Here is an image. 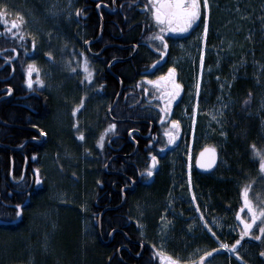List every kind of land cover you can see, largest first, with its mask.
<instances>
[{"label": "rangeland", "instance_id": "374dc122", "mask_svg": "<svg viewBox=\"0 0 264 264\" xmlns=\"http://www.w3.org/2000/svg\"><path fill=\"white\" fill-rule=\"evenodd\" d=\"M229 2V5H218L226 23L223 26L225 29L223 38L214 49V54L220 53L224 47L229 54L241 52L239 57L229 55L233 62H226L224 53H221L222 58L217 57L213 65L208 64L211 50L205 45L204 31L197 37V43L193 41L186 45L171 46L168 53L169 64L166 63L167 66L160 70L158 76L164 75L162 73L167 72L169 67H175L177 81L180 85L186 86L187 91L184 95L176 97L167 112L161 111L164 101L159 98L161 92L158 87L149 84L144 79V75L140 81L139 88L146 91V98L140 103L158 118L163 128L164 137L160 150L164 152L169 148H175L172 153L182 154L181 161L186 166L189 180L195 169L198 153L195 154V133L190 134L191 131L187 127L190 125L192 130L194 124L197 126L199 122L205 121L210 126L209 133L212 131L213 136L217 137L218 145L225 140L227 138L225 126L238 102L232 96L233 85L248 74L256 88L253 94L241 102L239 112L253 110L255 117L259 119V135L264 144V0H230ZM77 8V0H0V11L5 13L8 21L15 20L18 25L13 27L11 23L0 22L2 26L0 35L8 32L14 37L23 38L26 35V39L31 40L33 52L29 53L28 66H34L31 74L33 86L46 89L52 97L56 113L55 128L59 134L55 136L58 147L54 153L51 151L50 154L42 156L40 162L44 170L45 186L42 185L40 173L34 171L36 190L40 188L43 190L37 191L30 207L25 209L26 219H23L22 213L12 223L0 219V264L98 263L93 258L98 248L96 244L98 238L96 217L91 206L96 182L99 179L98 162L105 145L108 144L109 134L113 131L105 134L104 145L102 148L99 147L97 141L109 126L104 125L103 114L108 112L111 105L103 97L95 77L97 65L84 50L86 47L89 48V43H86L85 31L81 29ZM16 13H20L23 21ZM255 13L258 15L256 16ZM9 28L11 31H8ZM159 34L166 36L167 32L160 31ZM154 37H150L149 46L155 50L160 48L162 52L161 41ZM201 52H203V66L200 61ZM85 57L88 60L91 81L87 79V74L83 70ZM149 58L151 62L157 63L159 56L149 53ZM226 66L229 67L224 73L223 69ZM27 76L29 78L28 74ZM37 77L44 83L39 84ZM155 77L151 80H155ZM197 81L200 82L199 93L196 90ZM81 103L82 106L73 114L72 109ZM178 110L181 112L180 115H174L173 118V111ZM161 116L164 117L163 120ZM173 120L184 126V134L179 133L180 127H178V134L174 141L169 143L165 133L173 131L171 123ZM80 132L84 133L83 140L79 138ZM177 147L179 148L176 150ZM257 159L260 176L249 184L248 197L259 208L264 206V179H262L264 174L259 169V157ZM224 165L220 157L218 167L223 168ZM37 175L40 178L39 184L36 183ZM189 180L186 177L188 185ZM179 181L181 179L177 182ZM189 195V203L193 205L191 210L195 207L199 210L196 206V195L193 192H189ZM182 198L184 197L181 196L180 185L176 183L167 201L163 202V208L160 210L161 221L154 227L156 229L153 230L151 237L160 253L179 259L182 264L184 262L201 264L199 257L205 252L211 253L210 246L195 248V245L190 243L191 249L187 245L184 247L186 249L180 252L174 248L177 241L175 232L194 236L195 240L197 238L204 240V236H211V233L228 236L232 238L233 243L239 238L243 228L235 218L225 230L222 228V218L206 220L204 217L199 218L198 215L185 218L181 213V202L184 200ZM241 206L245 212L243 219H250L251 214L244 204ZM144 211V207H138L133 212L135 218L141 220L143 232L146 229L142 223ZM71 219L79 223V229H74ZM259 223L260 221H257L253 226V235L245 237L239 245L240 256H246L252 264H264V256L261 255L264 252V234L259 232ZM11 225L15 228L10 227ZM256 235H261L262 238L256 240L254 238ZM198 240V243H202ZM215 243L220 247L221 243L225 242L215 240ZM221 249L225 252V257L206 256L203 264H233L231 259L237 264H245L234 252ZM160 264H164L161 258Z\"/></svg>", "mask_w": 264, "mask_h": 264}, {"label": "trees", "instance_id": "16d2710c", "mask_svg": "<svg viewBox=\"0 0 264 264\" xmlns=\"http://www.w3.org/2000/svg\"><path fill=\"white\" fill-rule=\"evenodd\" d=\"M229 1L224 0L212 7L207 34L208 47L218 45L223 38L222 35L225 32L223 26L226 20L218 5H229ZM148 3L149 0H77L78 8H85V12L89 13L88 20L80 19L81 29L85 31L88 41L98 39L103 22L102 38L95 45H89V50L98 52L103 44L114 42V48L104 52V60L95 59L97 81L99 84H105L103 97L110 102L111 106L114 102L111 113L103 114V123L106 126L116 124L112 133L114 149L112 150L106 144L98 162L99 179L96 182L95 196L91 206L97 222L98 248L96 256L93 257L98 262L96 264H160L161 253L151 237L153 230L156 229L154 227L161 221L162 211L160 210L163 208V202L167 201L176 183L180 185L181 196L184 197L182 199L186 201L181 202V213L185 218L197 215L198 209L195 207L191 210L193 205L189 203V192H193L196 195V206L199 210L206 211L213 219L227 215L230 222L236 219L238 209L242 207L244 201L242 189L260 176L257 170L258 159L255 156L253 158L251 148V145L255 144L257 149L264 150L263 139L259 135V119L254 113L250 116L249 110L239 112L241 101L249 94H253L256 88L253 80L249 79L250 74L241 77L233 85L232 96L238 102L225 126L227 137L225 140L218 145L217 137L213 136L212 131L209 133L210 126L205 121L199 122L196 127L195 154L206 147H214L225 164L223 168L218 167L211 175H202L194 169L188 185L186 166L181 161L182 154L172 153L175 148L161 152L162 125L158 122V118L140 103L146 98V91L139 87L144 72L152 63L149 53L159 56L158 53L164 52V50L157 52L154 48L148 52L146 47L150 44V37L156 36L160 31L152 14H146V11L150 12L144 7ZM99 6L101 8H98ZM107 6L110 10H107ZM112 9L116 12L113 13ZM255 15L257 16L258 13ZM226 31L230 32V30ZM26 37V35L23 38L14 37L4 32L3 38L0 39V68L7 62L1 56L6 57L9 63L3 70L0 69V78L6 73L8 77L6 83L0 84V90L3 87L7 90L12 88L16 93V89L28 78L29 53L33 52V46L31 40ZM135 47H138V52L134 57L114 64L111 71L113 75L107 72L106 67L112 59L128 58L133 54ZM16 48H19L18 55L15 53ZM212 49L214 51V48ZM84 50L89 54L86 48ZM226 52V48L222 47L220 53L209 55V59L205 57L208 59L207 63L213 65L217 57L222 58L221 53H224L226 62H233L229 55L238 57L241 55V52L240 54ZM159 59L161 63L169 64V55L167 62L163 61L162 56ZM228 67L224 68V73L227 72L225 70ZM120 81L122 91L116 102L120 91ZM1 93L0 121L2 123L26 125L25 122H35L36 116L24 109L11 107L8 100H1ZM7 93L8 91L5 92ZM46 98L49 109L45 111V114H48L54 112L55 103L51 96ZM5 105L7 109L4 108ZM178 112L179 110L173 111L172 117L175 118ZM36 122L44 132L48 133L49 141L39 148L29 143L22 152L11 148L20 147L31 136L29 130H19L0 123V219L9 223L18 218L15 215L16 204L22 205V216L26 219L25 209L30 207V202L37 191L43 190L42 188L36 190V184L32 185L35 170H39L42 185H46L44 170L40 166L42 156L45 154L41 153L45 150L54 151L58 147L57 139L45 119L36 120ZM130 133L132 137H129ZM36 148L40 154H37V160L32 162L31 156L35 154L30 152ZM151 156H156L157 163L153 169V175L149 177L145 169L152 164ZM26 160L28 163L24 182L14 185L10 175L12 173L14 181L21 179ZM147 178L148 181H146ZM180 179L181 181L177 182ZM28 200H30L29 203ZM138 207L145 208L142 219L146 228L145 232L141 231V220H137L133 214ZM70 222L75 230L79 229L77 221L71 219ZM10 227L15 228L13 225ZM175 233L177 241L174 248L180 252L186 249L184 247L187 245L191 249V243L195 245V248L210 246L211 256L225 257V252L216 245L210 235L204 236V240L203 238L195 240L194 236ZM220 238L229 245L233 243L230 237L220 236ZM197 240L202 243H198ZM212 249H216V253L212 252ZM239 249L237 245V251ZM240 257L246 264H252L246 256ZM230 261L237 264L232 259Z\"/></svg>", "mask_w": 264, "mask_h": 264}, {"label": "snow or ice", "instance_id": "6c2138e0", "mask_svg": "<svg viewBox=\"0 0 264 264\" xmlns=\"http://www.w3.org/2000/svg\"><path fill=\"white\" fill-rule=\"evenodd\" d=\"M6 7V6H4ZM145 8L149 9L152 13V16L156 23L160 26L161 32H174V33H185L189 29L193 27V25L197 22L198 19L201 18L202 15V8L204 10L203 15V24H204V36H207L208 32V10L210 8L209 0H149L148 4L144 5ZM79 9H77V12L79 13ZM18 17H20L21 21H23V17L20 16V13H16ZM0 22L3 24L11 23L13 27H17V22L15 20L8 21L5 17V13L3 11H0ZM8 31H11L9 28ZM15 35V33H13ZM154 39H158L162 42L163 48L167 49L168 43L164 39L163 35L156 34ZM157 52H160L161 49L157 48ZM50 55V54H49ZM201 66H203V52H201L200 56ZM155 61L153 62V65L155 66ZM34 70L33 65L28 66V75L29 79L27 80L28 86L31 88L33 85V81L31 79L32 71ZM83 70L87 74V79L91 81L92 76L88 69V60L87 57L84 59L83 64ZM38 71V69H36ZM73 71H75L73 69ZM176 68L175 67H169L168 72L164 75L158 76L155 80H149L147 76L144 77V79L151 85H155L160 90V100L164 101V107L161 108L162 112H167L172 104V102L176 99V97L180 93L181 85L177 82L175 78ZM37 82L39 84H43L44 82L37 77ZM200 89V82L197 81L196 83V90L197 93H199ZM11 91V89H9ZM251 95V94H249ZM83 102V101H82ZM82 106V103L80 105H77L72 109L73 114H75L78 109ZM164 117L161 116V120H163ZM173 131H168L165 133V135L168 137V142L172 143L175 139V136L178 134V127L179 122L176 120H173L172 122ZM75 127V125H74ZM116 128V124L112 123L110 124L104 132L100 135L97 144L99 147H103L104 141H105V134L114 130ZM79 138L81 140L84 139V133H79ZM253 155L255 157H259V169L262 174H264V150H260L256 148V145H251ZM152 164L148 166L145 169V173L147 176L151 177L153 175V169L156 166V156H151ZM216 161V149L213 148H205L201 151L199 157L197 158V164L200 165V167H211ZM36 172L38 173L39 170L37 169ZM262 179H264V176H262ZM36 183H40V178L37 175L36 177ZM249 187L250 185H246L242 189V196L244 199V207L247 209L248 213L251 214L250 219H243L240 216V213H237L238 219H240L241 223L243 224V229L239 233V238L235 240L234 243L231 245L227 243H221L220 247L227 249L229 252H234L235 255L239 259H243L240 257L239 251H237V245H240L242 240L245 237H249L253 235V226L257 224V221H260L258 227L259 232L261 234H264V206H261L257 208L252 201L248 197L249 193ZM16 217H20L23 208L21 204H16ZM215 236V233H213ZM256 240H260L262 238L261 235H256L254 237ZM216 249H212V252H216ZM211 253L205 252L203 256L199 257L201 264H203L204 258L206 256H210ZM262 256H264V252L261 253ZM161 259L164 261V264H182L181 260L179 259H173L171 256L167 255L166 253H161ZM184 264H188V262H184ZM191 264H195V262H191ZM246 264V262H245Z\"/></svg>", "mask_w": 264, "mask_h": 264}, {"label": "flooded vegetation", "instance_id": "af4514ba", "mask_svg": "<svg viewBox=\"0 0 264 264\" xmlns=\"http://www.w3.org/2000/svg\"><path fill=\"white\" fill-rule=\"evenodd\" d=\"M224 0H209V5H210V8L208 10V28H209V25H210V18H211V10H212V6L213 4H216V3H220V2H223ZM201 3H202V0H201ZM98 8H101V6H99ZM150 11V10H149ZM112 12H116V10L112 9ZM152 14L151 11L148 12L146 11V14ZM203 15H204V10L202 8V15H201V18L197 20V22L193 25V27L191 29H189L187 32L185 33H174V32H171V31H168L166 36H164V39L167 41L168 43V47L167 49H164V52L163 53H156L157 55L162 56L163 58V61L167 62V58H168V52H170V48L171 46H180V45H183V44H188V43H193V41H195V43H197V37L201 34V32L204 31V24H203ZM81 18V20L83 21H86L88 20V17H89V13H86L85 12V8L81 9V15L79 16ZM2 27V26H1ZM160 27V26H159ZM85 28V27H84ZM1 30V28H0ZM209 30V29H208ZM160 33V31H159ZM158 33V34H159ZM209 33V32H208ZM3 38V35H0V39ZM158 40V39H157ZM100 41V40H99ZM205 41V45L208 47V40H207V36H206V39L204 40ZM96 43H98V41H95V40H90L89 42V45H95ZM162 44V42H161ZM162 47H163V44H162ZM89 51V55L91 57V59L95 62L96 60L95 59H102L104 60L105 57L103 56L104 52L108 49H113L114 48V42H110V43H107V44H103L99 51L98 52H91L89 50L88 47H86ZM15 53L18 55L19 53V48H16L15 49ZM5 61V64H3V66L0 68L1 70H3L5 68V66H7L8 63V60L6 57L4 56H1ZM36 60V59H35ZM158 62L155 63V66L152 64L151 66L149 65L147 68H148V71H145L146 74H144V76H151L152 74L156 75V77L153 75L152 77L148 78L151 80V78L155 77L157 78L158 77V74L160 72V70L162 71L165 67H166V64L163 62V63H159L160 59H157ZM112 61H114V59H112L109 64L107 65L106 67V70L107 72L111 73L112 74V67H114V65H111L110 64L112 63ZM96 63V62H95ZM153 63V62H152ZM9 66V65H8ZM157 68V69H156ZM14 71V70H13ZM168 72V71H167ZM167 72H163L162 74H166ZM6 73V72H5ZM98 73L95 71V77L97 79V75ZM177 73H175V78L177 80V77L178 75H176ZM7 76V73L4 74L1 78H0V84L2 83H6L8 81V77ZM161 76V75H160ZM29 78H27L28 80ZM27 80L26 82L19 86L17 89H16V93L15 91L11 89V91H9V89L7 90L6 87H3L1 88L0 92H2V96H1V100H8V103L10 102V105L11 107H16L18 109H24L26 111H28L30 114H32L33 116H36L35 119L36 120H40L42 118V114H45V111H48V104H47V96H50V94L46 91V89L44 88H37L35 86L32 85V87L30 88L27 84ZM178 82V81H177ZM100 86V91L102 92V94H104L103 92V89H104V86L105 84L101 83L99 84ZM184 89L187 91V88L186 86H183ZM36 88V89H35ZM8 91L7 94H5V92ZM182 93L180 92L179 93V96H181ZM111 105V104H110ZM7 105L4 106L5 109ZM114 108V102L112 104V106H110L109 108V111H108V115L111 113V109ZM50 113V112H49ZM49 115V114H48ZM35 120V122H36ZM50 120H51V117H50ZM50 120H45V122H47V125L49 126L50 125ZM31 122V121H28V122H25L26 125L24 124H20V125H11V128H15V129H19V130H29L31 136L29 138H27V140L22 144L24 145L25 143H27L25 145L24 148H26V146L30 143V144H34L36 145L38 148L39 146H44L48 141H49V136H48V133L47 132H44V130L42 129V127L36 122ZM32 124V125H30ZM9 127V126H7ZM51 129V128H50ZM114 130L111 132V135L109 137V141H108V146L113 150L114 148L112 147V141L114 140ZM132 133H131V137H132ZM21 145V146H22ZM35 146V147H36ZM23 148V149H24ZM38 148L34 149L33 152H30V154H35V155H32L31 156V161L32 162H35L37 160V157L38 155L37 154H40ZM22 149V150H23ZM22 150H20L19 152H22ZM38 151V152H37ZM37 152V153H35ZM47 151H43L41 154H47L46 153ZM27 162V160H26ZM25 162V164H26ZM28 163V162H27ZM27 165V164H26ZM25 167V166H24ZM25 169V168H24ZM26 169H27V166H26ZM26 173V171H25ZM23 174H24V170H23ZM22 178V177H21ZM25 179V175H24V178L23 180ZM10 180L11 182L15 185V184H22L24 181H20L21 179L17 180V181H14L11 179L10 177ZM34 181L35 179L33 178L32 179V185L34 184ZM244 204V203H242ZM238 212L242 215L245 214L243 208H239L238 209ZM96 216V215H95ZM99 218L101 217V214L98 216ZM223 220H224V224L226 222H228V217L227 215H224L223 216ZM241 223V222H240ZM243 227V226H241ZM225 230V229H224Z\"/></svg>", "mask_w": 264, "mask_h": 264}, {"label": "bare ground", "instance_id": "6f19581e", "mask_svg": "<svg viewBox=\"0 0 264 264\" xmlns=\"http://www.w3.org/2000/svg\"><path fill=\"white\" fill-rule=\"evenodd\" d=\"M78 6V5H77ZM212 7H215V4H213V6ZM77 9H79V8H77ZM80 11H79V13H78V16H80L81 15V9H79ZM107 10H110V7H108L107 6ZM102 27H103V22L101 23V29H100V33H99V37H98V39H96L95 41H99V40H101V38H102V35H101V33H103L102 32ZM86 35V34H85ZM90 41H88L87 40V37H86V43H89ZM147 47V49H148V52L150 51V49H151V47L150 46H146ZM218 47V45H211V46H209L208 47V50H209V48H210V50H211V55L212 54H214L215 53V50L213 51V49L212 48H217ZM86 50H87V52H88V49L86 48ZM133 54L132 55H130L128 58H117V59H115L114 60V64H116V63H119V62H124V61H128L130 58H132V57H134L135 56V54L138 52V47H135L134 49H133ZM210 55V56H211ZM215 55V54H214ZM116 60H119V61H116ZM227 71V69L225 70V72ZM223 72H224V69H223ZM182 87H181V89H180V92L182 93V95H184L185 93H186V90L184 89V87H183V85H181ZM121 88H122V83H121V81H120V90H121ZM120 92V91H119ZM245 100V99H244ZM244 100H242V101H244ZM241 101V102H242ZM249 112L252 114L253 113V110L251 109V110H249ZM180 113L181 112H178V114H177V116L178 115H180ZM191 113H192V109H191ZM196 114H197V109H196V112H195ZM49 114V115H48ZM48 114H42V118L43 119H45V120H50V117H51V122H50V125H49V127L51 128V130H52V133L56 136V135H58L59 136V134H58V131L56 130V125H55V122H54V116H55V110H54V112H50V113H48ZM36 120V119H35ZM106 126V125H105ZM179 127H180V130H179V133H181V134H184V126H182V125H179ZM193 129L191 130L190 129V125L187 127L188 129H189V131H191L190 132V134L191 133H195V131H196V125L194 124L193 125ZM189 133V132H188ZM162 134H163V128H162ZM189 134V135H190ZM129 137H131V133L129 134ZM163 137H164V135H163ZM12 149V148H11ZM56 150V149H55ZM54 150V151H55ZM54 151L52 152V153H54ZM51 152H47V154H45V155H48V154H50ZM44 155V156H45ZM10 177H11V175H10ZM186 177H188V180H189V175H186ZM12 178H13V176H12ZM12 180H14V179H12ZM30 202V200H28V203ZM31 203V202H30ZM196 213H197V215H198V217L199 218H202V217H204L206 220L207 219H210V215L206 212V211H201V210H197L196 211ZM216 218V217H215ZM219 219L220 218H222L223 219V216L222 217H218ZM213 219V218H212ZM229 221V220H228ZM229 223L230 222H226L225 224H224V220L222 221V228L223 229H227V227H228V225H229ZM215 231V230H214ZM217 233V232H216ZM212 235V238L213 239H215V240H221V238H220V235H219V233H217V234H215V236L213 235V233H211ZM225 238H227L226 236H224ZM222 241V240H221ZM242 261H243V259H241ZM244 262V261H243Z\"/></svg>", "mask_w": 264, "mask_h": 264}, {"label": "water", "instance_id": "95a60500", "mask_svg": "<svg viewBox=\"0 0 264 264\" xmlns=\"http://www.w3.org/2000/svg\"><path fill=\"white\" fill-rule=\"evenodd\" d=\"M101 35H102V33H101ZM116 61H119V60H116ZM111 65H114V61H112V63L110 64V66ZM121 91H122V88H121V90H120V92H119V94H118V96H117V99H116V102H117V100H118V98H119V96H120V94H121ZM113 108V107H112ZM112 110V109H111ZM0 123H2L1 121H0ZM2 124H4L5 126H9V127H11V125H9V124H5V123H2ZM28 143V142H27ZM27 143H25L24 145H22V146H20V147H16V148H12L14 151H20V150H22L24 147H25V145L27 144ZM207 148H212V147H207ZM205 149V148H204ZM203 150V149H202ZM201 150V151H202ZM201 151L198 153V155H197V157H196V159H195V169H196V171L198 172V173H200V174H202V175H211L217 168H218V165H219V161H220V156H219V152L216 150V161H215V163L211 166V167H204V168H202V167H200V165L199 164H197V158L199 157V155H200V153H201ZM26 164H27V162H26ZM25 164V169H24V174H23V177L21 178V180L20 181H22L23 180V178H24V175H25V171H26V165ZM11 179H13L12 178V173H11ZM241 216V215H240ZM237 220H238V222L240 223L241 221H240V219H238V217H237ZM240 225L241 226H243V224L242 223H240Z\"/></svg>", "mask_w": 264, "mask_h": 264}]
</instances>
